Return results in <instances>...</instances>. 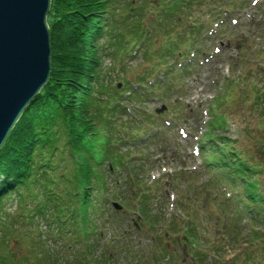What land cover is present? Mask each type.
I'll return each instance as SVG.
<instances>
[{"label": "trees", "instance_id": "trees-1", "mask_svg": "<svg viewBox=\"0 0 264 264\" xmlns=\"http://www.w3.org/2000/svg\"><path fill=\"white\" fill-rule=\"evenodd\" d=\"M240 2L51 0L47 13L51 48L48 80L27 104L0 146V243L10 244V236L21 235L25 241L40 246L39 255L35 254L39 259H35L39 264H46L42 255L49 256L45 249H53L42 244L53 237L61 243L64 241L73 251L68 259L49 256L53 264H117L116 255L105 253L113 246L108 241L104 244L106 239L99 245L97 241L105 236V224L121 213L111 208L112 200L119 199L125 210L136 208L141 220L138 227H144L145 223L147 230L154 233L158 247L153 257L150 255V264H173L175 260L176 248L163 243V235L167 241L178 236L194 264H264L257 254L248 253L253 244L264 249L261 164L244 149H236L230 139L214 137L212 131H207L201 143L207 164L216 163L223 173L220 180L230 183L233 197H237L238 213L252 222L244 251L223 261L214 258L223 250L198 230L200 224L192 209L200 205L191 203L184 208L182 221L172 215L157 221L160 210L149 214L153 199L143 179L136 183L137 176H132L123 181L117 174L129 166V160L133 162L132 152L123 146L143 137H146L144 141L154 139L156 134H151L150 129L158 118L157 113L144 111L141 106L134 107L130 115L125 100H131L124 91L131 90L129 96L134 99L146 93L147 88L156 91L160 86L157 75L164 72L169 76L175 71L173 58H184L197 47L199 40L203 41L200 32L203 25L218 19L220 29L223 28L229 21L222 17L221 11L237 7ZM205 16L212 20L203 21ZM137 49L142 53L141 64L145 67L141 71L134 69L133 77L124 78L122 59L132 50L138 52ZM105 58L111 60L108 67L112 70L117 65L122 67L119 82L110 84L104 78ZM168 63L171 64L169 73ZM181 68L185 73L193 70L195 63ZM254 76L256 82H247L242 74L236 80L229 79L227 83L233 82L235 86L231 85L218 98L228 100L231 88H237L240 101L244 100V93H250L256 103L262 100L264 85L257 84L264 79V73L257 71ZM150 79L153 80L150 82ZM130 81L140 91L132 89ZM213 110L210 126L224 127L223 114ZM230 159L233 161L229 162ZM236 188L242 192L236 193ZM9 200V205L16 203L14 210L9 209ZM156 223L158 229H155ZM121 234L125 240L127 233ZM7 257L0 253V261L5 262Z\"/></svg>", "mask_w": 264, "mask_h": 264}, {"label": "rangeland", "instance_id": "rangeland-1", "mask_svg": "<svg viewBox=\"0 0 264 264\" xmlns=\"http://www.w3.org/2000/svg\"><path fill=\"white\" fill-rule=\"evenodd\" d=\"M230 10V16L238 18V23L235 25L226 24L208 38L210 43L207 44L205 40H199L197 44V46L203 44L202 47H199L203 48L204 54L207 53L208 58L206 64L199 69V75H196L197 72H189L185 76L183 73L164 76L160 79L163 84L166 83L162 86L161 94L147 88L146 93L131 100L132 104L141 106L144 111L149 112L160 108L162 113H158L154 127L151 128L153 133L158 132L155 139L149 141L147 145L142 144V139H139L141 142L132 145L130 150L133 154L138 153L140 158L135 156L134 163L136 165L131 162L130 170L122 172L123 177L137 176V179H134L136 183L143 179L145 188L151 191L153 207H158L160 210L156 215L157 221L167 219L169 215L182 221L184 208H188L191 203L195 206L200 205L192 209L195 220L200 224L198 230L204 234L206 239H210L216 247L223 250L220 256H214L216 260L221 261L244 251L251 225L249 219H242L234 214L233 206L231 209V202L234 203L237 197H233L229 182L223 183L220 180L217 164L212 165V167H216L215 169L205 170L203 157L196 152L198 137L201 136L202 131H206L205 123L213 115V108L217 110V113L223 114L225 125L220 130L213 128L209 132L213 130L214 137L220 132L221 135L226 134L236 139L246 154L256 157L260 161L264 171V98L256 103L250 93H247L248 95L244 93L245 102L241 99V102L244 103H240L237 99V88H231L232 94L228 96L232 99L228 98L224 103L214 100L226 91L228 86L224 83L228 81L229 77L233 81L242 74L247 82L249 80L256 82L254 73L260 70L264 73V0H241L237 7H231ZM211 20L210 16L203 18V21ZM207 26L204 24L200 30L201 34L205 32V37L208 34L205 31ZM243 34L245 36H241ZM138 48L142 49V45ZM139 50L136 54L129 53L125 59H122L124 78L126 76L133 77L134 69L141 71L145 67L141 64L142 53ZM239 52L241 55L238 54ZM243 54L246 55L242 56ZM247 57L257 60L254 69H252L254 65L252 62H246ZM110 63L109 58L104 59L103 73L107 83L112 84L119 81L118 75L122 67L112 65L116 68L112 70L108 67ZM125 65L133 68L128 70ZM132 83L130 85L134 87L135 85ZM259 84H264V79L260 80ZM170 87L173 88L170 89ZM136 89L140 91L141 88ZM125 95L128 93L125 92ZM207 108H209V113L206 112ZM168 122L169 124H167ZM208 123H211L210 119ZM232 161L230 159L229 162ZM234 183H238V180H235ZM235 191L236 193L242 192L238 188ZM228 192H231L232 195H228ZM240 199L242 197H239ZM132 200L135 202L136 198H132ZM9 202L10 200L7 202L9 209L14 210L16 203L13 202L9 205ZM111 208L114 212L116 211L112 205ZM134 209L129 208L130 211L125 213H116L117 216L114 215L103 227L107 235L104 244L108 241L113 246V249L105 253L116 255L117 264H128L129 262L150 264V255L152 256L158 247L154 233L147 230L145 223L142 228L133 224L138 221L137 214H131ZM149 214L153 215L154 213L149 212ZM156 225L155 229H158L159 224L156 223ZM124 231L127 233L125 240L121 234ZM168 237L166 236V238ZM172 238L176 242L172 239L165 240L163 235L162 242L171 248H176L173 264H194L189 255L184 253L186 250L178 236ZM9 239L11 240L10 244L0 243V253L8 255L5 262L1 260L0 264H39L36 262L35 258L38 257L35 254L37 252V256L39 255L37 248L40 246H34L30 240L25 241L21 235L10 236ZM101 241L98 239L97 245ZM27 243L32 245L31 249ZM64 243L61 245L59 239L54 240L52 237L48 240L45 239L42 245L43 247L46 245L52 247L53 250L50 247L49 250L45 249V253L52 258L56 256L71 257L73 251L71 248H67ZM32 249H35V252L29 253ZM263 250L259 244H253V247L248 248V253L257 254L264 261L260 257H264ZM49 256L42 255L46 264L51 261ZM126 256L127 259H123ZM103 257L106 256L103 255ZM50 264L53 262L51 261Z\"/></svg>", "mask_w": 264, "mask_h": 264}, {"label": "water", "instance_id": "water-1", "mask_svg": "<svg viewBox=\"0 0 264 264\" xmlns=\"http://www.w3.org/2000/svg\"><path fill=\"white\" fill-rule=\"evenodd\" d=\"M50 2L0 0V146L48 80Z\"/></svg>", "mask_w": 264, "mask_h": 264}]
</instances>
